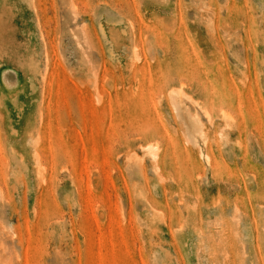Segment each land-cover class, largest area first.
Wrapping results in <instances>:
<instances>
[{"label":"rangeland","instance_id":"374dc122","mask_svg":"<svg viewBox=\"0 0 264 264\" xmlns=\"http://www.w3.org/2000/svg\"><path fill=\"white\" fill-rule=\"evenodd\" d=\"M0 264H264V0H0Z\"/></svg>","mask_w":264,"mask_h":264},{"label":"bare ground","instance_id":"6f19581e","mask_svg":"<svg viewBox=\"0 0 264 264\" xmlns=\"http://www.w3.org/2000/svg\"><path fill=\"white\" fill-rule=\"evenodd\" d=\"M134 49V48H133ZM132 51V50H131ZM155 147L154 146H151V145H148L147 147H146V150H148L149 152H150V154H151V157L152 158H154L155 157V153H154V151H155ZM131 164H133V162L131 163ZM133 166V165H132Z\"/></svg>","mask_w":264,"mask_h":264}]
</instances>
